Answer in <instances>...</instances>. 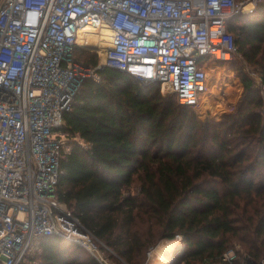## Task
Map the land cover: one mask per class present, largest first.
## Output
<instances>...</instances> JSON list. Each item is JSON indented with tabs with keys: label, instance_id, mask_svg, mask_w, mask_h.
Masks as SVG:
<instances>
[{
	"label": "trees",
	"instance_id": "16d2710c",
	"mask_svg": "<svg viewBox=\"0 0 264 264\" xmlns=\"http://www.w3.org/2000/svg\"><path fill=\"white\" fill-rule=\"evenodd\" d=\"M228 29L264 87V0L231 16ZM78 48L84 65L98 64ZM239 72L243 94L219 119L108 65L99 79L84 78L63 114L59 197L131 264L144 262L157 237L184 243L173 264L218 259L235 243L247 264L264 258V96ZM38 247L21 264H101L59 235Z\"/></svg>",
	"mask_w": 264,
	"mask_h": 264
},
{
	"label": "built area",
	"instance_id": "2783aa9c",
	"mask_svg": "<svg viewBox=\"0 0 264 264\" xmlns=\"http://www.w3.org/2000/svg\"><path fill=\"white\" fill-rule=\"evenodd\" d=\"M248 1L260 0H0V264H21L49 235L101 264H131L59 197L63 114L104 65L198 107L210 64L238 53L228 19ZM87 26L111 32L94 67L76 57ZM202 264H247L246 253L230 248Z\"/></svg>",
	"mask_w": 264,
	"mask_h": 264
},
{
	"label": "rangeland",
	"instance_id": "374dc122",
	"mask_svg": "<svg viewBox=\"0 0 264 264\" xmlns=\"http://www.w3.org/2000/svg\"><path fill=\"white\" fill-rule=\"evenodd\" d=\"M249 3H252V6L254 4L253 1H248L245 6L242 7L245 11H248L252 8H246V5ZM80 48H83L84 50H87L89 52H95L98 55L99 62H103V52H101L98 47L89 45V47L80 46ZM85 55L86 53H81V50L77 48L76 57L79 61L84 60L83 58ZM210 66L219 68L218 70L213 71ZM210 66L208 67V90L203 95L199 106L193 108L198 114L199 118L219 119L224 113H231L235 110L237 103L244 91V85L239 72L240 70L248 74L251 82L262 88V93L264 96V87L261 84L260 69L252 63H249V61H247L242 56L240 51H238V53L235 54L231 59L213 62L210 64ZM213 73L217 74L218 76L217 84L214 83L215 75H213ZM162 94L166 96L174 95L173 93L167 92H162ZM175 243L180 244L179 249L176 251L171 249V245ZM38 245L39 243L34 248H32V250L30 251L31 255H35V253L37 252L36 250L39 249ZM183 246L184 243H180L179 240L171 239L168 237H157L155 241L149 245L146 251V257L144 258V262L142 264H173L179 251H182ZM231 246L232 248H240L241 245L235 243ZM81 252H85V250L81 249ZM29 263L36 264L37 262L36 260H33ZM200 263L201 262H197L195 264Z\"/></svg>",
	"mask_w": 264,
	"mask_h": 264
},
{
	"label": "bare ground",
	"instance_id": "6f19581e",
	"mask_svg": "<svg viewBox=\"0 0 264 264\" xmlns=\"http://www.w3.org/2000/svg\"><path fill=\"white\" fill-rule=\"evenodd\" d=\"M252 7V3L246 5V8L249 9ZM251 10V9H250ZM98 33L95 29L90 26L83 28L81 30V37L79 38L80 42L84 45H94L100 49L101 52H104L105 49L110 45L111 41V32L107 29H103ZM171 249L176 251L179 249L178 244L171 245Z\"/></svg>",
	"mask_w": 264,
	"mask_h": 264
},
{
	"label": "water",
	"instance_id": "95a60500",
	"mask_svg": "<svg viewBox=\"0 0 264 264\" xmlns=\"http://www.w3.org/2000/svg\"><path fill=\"white\" fill-rule=\"evenodd\" d=\"M84 47H89V45H84Z\"/></svg>",
	"mask_w": 264,
	"mask_h": 264
}]
</instances>
